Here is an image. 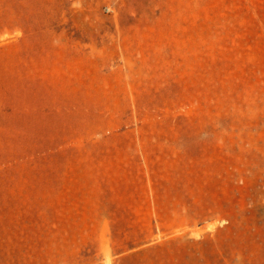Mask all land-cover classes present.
<instances>
[{
	"label": "rangeland",
	"instance_id": "1",
	"mask_svg": "<svg viewBox=\"0 0 264 264\" xmlns=\"http://www.w3.org/2000/svg\"><path fill=\"white\" fill-rule=\"evenodd\" d=\"M0 264H264V0H0Z\"/></svg>",
	"mask_w": 264,
	"mask_h": 264
}]
</instances>
